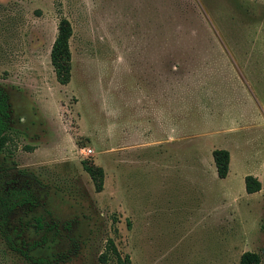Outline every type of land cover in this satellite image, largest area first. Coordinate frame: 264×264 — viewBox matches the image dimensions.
Masks as SVG:
<instances>
[{
	"label": "rangeland",
	"instance_id": "rangeland-1",
	"mask_svg": "<svg viewBox=\"0 0 264 264\" xmlns=\"http://www.w3.org/2000/svg\"><path fill=\"white\" fill-rule=\"evenodd\" d=\"M60 17L66 85L49 63ZM0 88V161L36 193L0 264H100L108 240L129 264H264V0H0Z\"/></svg>",
	"mask_w": 264,
	"mask_h": 264
},
{
	"label": "trees",
	"instance_id": "trees-1",
	"mask_svg": "<svg viewBox=\"0 0 264 264\" xmlns=\"http://www.w3.org/2000/svg\"><path fill=\"white\" fill-rule=\"evenodd\" d=\"M71 36L69 23L60 17L56 26V35L49 50V63L52 68L55 81L59 85H66L70 79V51L68 40ZM9 107L6 96L0 88V154L3 153L10 138ZM215 175L218 179H224L228 172L229 154L222 149H214L210 153ZM82 170L92 182L96 193L102 190L103 172L87 162H81ZM20 173V171H17ZM243 188L246 194H254L260 190V183L252 176L243 178ZM35 188L31 185L17 187L16 179L10 170L6 169L0 161V236L7 246L13 247L14 232L8 231L7 222L9 215L21 207H31L36 203ZM112 260L113 264H129L128 256H121L115 249L113 243L108 240L104 253L98 257L100 264H106ZM238 264H260V256L254 252H243L238 259Z\"/></svg>",
	"mask_w": 264,
	"mask_h": 264
},
{
	"label": "built area",
	"instance_id": "built-area-1",
	"mask_svg": "<svg viewBox=\"0 0 264 264\" xmlns=\"http://www.w3.org/2000/svg\"><path fill=\"white\" fill-rule=\"evenodd\" d=\"M89 153H90V151L88 150V151H87V154H89Z\"/></svg>",
	"mask_w": 264,
	"mask_h": 264
}]
</instances>
